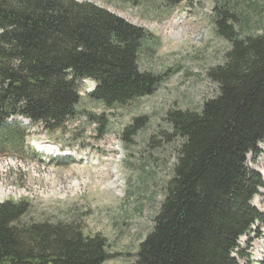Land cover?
Segmentation results:
<instances>
[{
    "label": "trees",
    "instance_id": "16d2710c",
    "mask_svg": "<svg viewBox=\"0 0 264 264\" xmlns=\"http://www.w3.org/2000/svg\"><path fill=\"white\" fill-rule=\"evenodd\" d=\"M214 12L218 35L231 44L223 65L208 72L219 94L201 112L166 114L182 143L154 226L132 264L246 263L240 240L261 235L264 226L253 206L264 180L246 166L264 142V33L241 37L236 26L243 19L229 0ZM149 41L145 29L90 2L0 0V156L27 155L29 129L19 118L47 132L75 119L78 81H93L90 99L107 109L152 95L161 76L139 67ZM135 122L127 132L142 128L141 119ZM30 210L27 201L0 202V264L108 260L104 238L86 237L72 224L22 222Z\"/></svg>",
    "mask_w": 264,
    "mask_h": 264
},
{
    "label": "rangeland",
    "instance_id": "374dc122",
    "mask_svg": "<svg viewBox=\"0 0 264 264\" xmlns=\"http://www.w3.org/2000/svg\"><path fill=\"white\" fill-rule=\"evenodd\" d=\"M75 1L96 4L151 33L139 67L161 82L152 95L107 109L90 99L94 82L78 81L75 119L54 132L29 125L25 158L0 156V202L27 201L31 210L22 222L75 225L86 237L106 240L109 258L103 264H132L154 226L182 143L166 114L201 112L218 96L208 72L223 65L231 44L215 29L214 8L221 0ZM229 1L241 13V37L264 33V0ZM137 119L142 128L127 132ZM256 150L246 166L264 179V142ZM253 204L264 214V190ZM260 233L240 240L241 249L249 244L250 260L242 264L263 259L264 226Z\"/></svg>",
    "mask_w": 264,
    "mask_h": 264
}]
</instances>
